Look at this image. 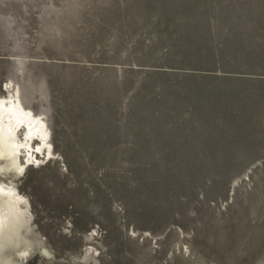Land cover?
<instances>
[{
    "label": "rangeland",
    "instance_id": "1",
    "mask_svg": "<svg viewBox=\"0 0 264 264\" xmlns=\"http://www.w3.org/2000/svg\"><path fill=\"white\" fill-rule=\"evenodd\" d=\"M10 82L56 154L18 183L51 253L23 264L94 230L97 264L264 263V0H0Z\"/></svg>",
    "mask_w": 264,
    "mask_h": 264
},
{
    "label": "bare ground",
    "instance_id": "2",
    "mask_svg": "<svg viewBox=\"0 0 264 264\" xmlns=\"http://www.w3.org/2000/svg\"><path fill=\"white\" fill-rule=\"evenodd\" d=\"M11 83L7 95L0 94V264H23L35 252L46 256L51 253L43 236L34 229L29 199L19 190L18 183L26 175L28 163L39 162L41 155L50 162L56 159V154L44 114L26 107L19 87ZM94 232L86 236L89 244L84 264L98 261L100 252L94 245L98 233ZM184 249L188 252V248Z\"/></svg>",
    "mask_w": 264,
    "mask_h": 264
}]
</instances>
